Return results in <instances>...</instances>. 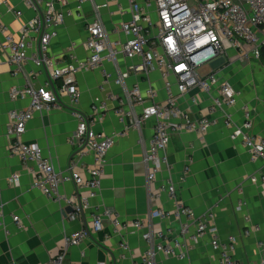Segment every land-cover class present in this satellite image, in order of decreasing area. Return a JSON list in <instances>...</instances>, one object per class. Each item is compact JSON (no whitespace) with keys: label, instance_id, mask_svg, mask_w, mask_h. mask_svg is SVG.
Masks as SVG:
<instances>
[{"label":"crops","instance_id":"crops-1","mask_svg":"<svg viewBox=\"0 0 264 264\" xmlns=\"http://www.w3.org/2000/svg\"><path fill=\"white\" fill-rule=\"evenodd\" d=\"M4 1L0 5V22L7 29V34L20 39L22 27L36 16V12L22 0ZM136 1L144 5V0ZM77 2L69 0L68 9L75 10ZM95 5L111 39L116 40L117 37L112 35L115 29L132 19L129 0H96ZM94 7L84 5L81 12H75L58 29L50 54L61 65L71 61L72 48L79 62L89 58L85 48L86 30L95 19ZM18 11L22 16L16 15ZM149 11L155 16L153 7H149ZM6 36V33L0 32V214L3 216L0 222V264H48L50 259L62 253L66 239L81 230H89L90 235L78 246L67 250L64 264H133L148 249L142 237L146 230L134 229L133 223L140 220L144 222L145 229L149 228L156 234L163 233L168 239L179 238L183 219L174 216L166 220L151 218V213L157 209L173 213L178 204L190 208L197 220H204L213 214L220 239L223 242L232 237L237 239L234 259L240 264H262L263 249L260 245L264 243V182L252 183L251 179H260L264 160L252 161L248 149L240 141L231 139L232 130L224 123V112L209 117L211 97L197 89L178 98V104L194 119L209 117L214 125L204 138L191 133L174 135L167 150L169 166L157 176L155 183L148 181V169L142 161L143 146L153 136L154 122H143L140 131L130 129L131 121L126 119L121 122L114 112L117 103L109 102L110 110L95 123L93 129L96 133L116 138L104 167L100 192L90 200L88 209H84L83 214L69 213L68 206L51 202L35 190L33 175L28 167L19 158L10 155L9 113L26 108L29 102L10 101L11 89L24 87L25 78L24 74L15 75V68L1 50ZM120 39L124 40L123 36ZM36 56L37 46L34 45L28 52L29 60L24 72L32 75L37 86H43L50 82L49 75L44 67L36 66L33 61ZM137 62L118 57V67L122 71ZM103 69L115 75L113 64L105 62ZM219 71L221 80L240 92L237 105L228 109L233 121L242 123V108L249 105L252 109V133L264 138V62L250 65L228 63ZM76 79L81 93L76 109L64 100L54 110L35 115L23 137L25 143L38 144L44 157L51 161L58 173L63 174L69 171L71 160L77 159L76 149L69 144L70 137L78 129L77 112L90 116L94 101L106 99L111 93L120 98L124 94L123 89L113 82L102 90L104 79L101 70L81 71ZM134 84H140L142 89L151 84L157 92L156 101H165L166 93L159 70L151 72L148 77L132 75L127 79L126 86L130 88ZM193 99L197 103L194 104ZM142 111V106L135 107L136 113ZM126 128H129L128 132ZM94 162L93 154L79 159L78 171L83 177L88 176L87 172ZM188 166L189 172L182 182ZM14 175L21 177L18 187H11L8 183ZM169 183L177 188L176 199L160 192L162 185ZM61 190L63 194L77 198L88 195L86 190L78 191L72 183L64 184ZM106 212L111 219L104 215ZM14 215L20 217L21 227L13 222ZM98 215L103 216V226L100 232H95L93 222ZM116 217L122 223L120 227L113 225ZM255 228L259 231L245 235V231ZM191 232L194 233L195 229ZM124 243L129 246L127 253L121 247ZM192 245L193 250L187 259L160 254L155 264H220L209 237Z\"/></svg>","mask_w":264,"mask_h":264},{"label":"built area","instance_id":"built-area-1","mask_svg":"<svg viewBox=\"0 0 264 264\" xmlns=\"http://www.w3.org/2000/svg\"><path fill=\"white\" fill-rule=\"evenodd\" d=\"M22 1L36 12V16L22 27L20 39L7 34V29L0 22V32L7 35L1 50L9 64L15 68V75L24 74L25 78L24 87L11 89L10 101L29 102L26 108L14 109L9 113L10 155L19 158L28 167L33 175V188L49 201L71 207L76 214H80V206L83 210L88 209L90 200L98 196L104 167L116 136L96 133L93 126L108 113L109 102L117 103L114 112L121 122L126 119L131 121L130 129L140 131L143 122H154L151 140L147 145L142 142V161L148 169L150 183H155L157 176L169 166L167 150L172 137L191 133L204 138L214 125L209 117H214L219 112H224V123L232 130L231 139L240 141L248 149L252 161L264 160V138L252 133L251 107L247 104L243 106L242 123L236 124L233 121L228 109L237 105L240 92L228 82L222 81L221 70L219 71L228 63L250 65L264 62V0H144L143 6L136 0H129L132 19L115 29L112 35L117 37L116 40L111 39L100 20L96 0H78L75 10L68 9L69 0ZM4 3V0H0V5ZM86 4L95 6V19L86 30L85 48L89 58L79 62L74 57L72 48L71 61L61 65L50 54L51 44L58 37V29L66 19L75 12H81ZM149 7L155 9V21ZM16 15L20 17L22 13L18 11ZM34 45L37 46V56L33 61L36 66L44 67L49 75L50 82L43 86H37L32 75L24 72V66L29 60L28 52ZM119 56L138 62L122 71L118 67ZM222 58L226 61L224 66L212 70L211 64ZM105 62L113 64L115 75L103 69ZM205 68L209 72L201 71ZM99 70L104 79L102 90H106V86L113 82L123 89V97L111 93L106 99L94 101L90 116L74 111L77 112L78 129L70 137L69 144L76 149L77 159L71 160L67 173H58L51 161L44 157L38 144L24 142L28 124L35 115L59 107V100L62 104L66 100L68 106L76 109L81 96L77 74L81 71ZM155 70L161 72L165 101H156L157 92L151 84L146 89H142L140 84H134L130 88L126 86L127 79L132 75L148 77ZM195 89L211 97L209 117L194 119L179 106L178 98ZM193 103H197L196 99H193ZM136 106L143 107L142 113L135 112ZM87 154H93L95 162L88 170V176L83 177L78 171L79 159ZM189 169V166L185 169L182 182L186 180ZM20 181V175H14L9 178L8 183L11 187H18ZM251 182H264V169L260 179L253 177ZM66 183H72L78 191L86 190L87 197L77 198L63 194L61 189ZM160 192L177 198L175 184L162 185ZM104 215L111 219L108 212ZM171 216L183 219L179 238L168 239L163 233L156 234L149 228L145 229L144 222L140 220L133 223L134 229L146 230L142 237L148 244L141 259L133 264H155L160 254L185 260L193 250L192 244L205 237L210 238L211 248L218 254L220 264H240L234 259L237 239L232 237L227 242L220 239L213 223V214H209L204 220H197L194 212L183 204H178L173 213L162 209L151 213L153 219L166 220ZM2 218L0 214V222ZM12 220L21 227L19 216H12ZM102 221L103 216L95 217V232L102 230ZM112 222L115 227L122 224L117 217ZM193 228L194 233L191 232ZM254 231L259 230L255 228L245 231V235ZM88 236L85 230L71 234L66 239L62 253L50 259L48 264H64L67 250L78 246ZM260 246L263 249L264 264V243ZM121 247L125 253L129 251L126 243Z\"/></svg>","mask_w":264,"mask_h":264},{"label":"water","instance_id":"water-1","mask_svg":"<svg viewBox=\"0 0 264 264\" xmlns=\"http://www.w3.org/2000/svg\"><path fill=\"white\" fill-rule=\"evenodd\" d=\"M225 63H226V61H225L224 58L219 59V60H217V61H215L214 63L211 64V68H212V70H217L220 67L224 66ZM59 102H60V104H62V101L61 100H59ZM67 211L69 213H75V210L73 208H71V207H68L67 208ZM80 212H81V214L84 213V210H83L82 206H80ZM87 232L90 235L89 230H87Z\"/></svg>","mask_w":264,"mask_h":264},{"label":"rangeland","instance_id":"rangeland-1","mask_svg":"<svg viewBox=\"0 0 264 264\" xmlns=\"http://www.w3.org/2000/svg\"><path fill=\"white\" fill-rule=\"evenodd\" d=\"M153 20L155 21L156 20V15L155 16H153ZM207 68H205V69H203V70H201V71H205Z\"/></svg>","mask_w":264,"mask_h":264},{"label":"trees","instance_id":"trees-1","mask_svg":"<svg viewBox=\"0 0 264 264\" xmlns=\"http://www.w3.org/2000/svg\"><path fill=\"white\" fill-rule=\"evenodd\" d=\"M263 60H264V57H263Z\"/></svg>","mask_w":264,"mask_h":264}]
</instances>
